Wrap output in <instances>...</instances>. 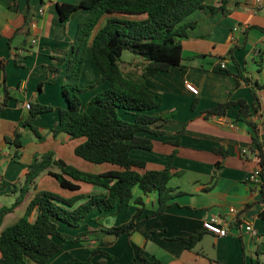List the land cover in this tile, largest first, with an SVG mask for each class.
I'll return each instance as SVG.
<instances>
[{
    "label": "crops",
    "instance_id": "crops-1",
    "mask_svg": "<svg viewBox=\"0 0 264 264\" xmlns=\"http://www.w3.org/2000/svg\"><path fill=\"white\" fill-rule=\"evenodd\" d=\"M79 1L0 0V58L8 60L7 86L11 98L0 124V210L16 202L29 166L36 157L48 152L83 171L99 174L116 169L111 165L94 166L76 157L75 148L83 140L53 133L58 128V109L67 107L62 92L66 66L54 84H46L40 89V84L49 77L53 52L71 53L79 23L88 14L87 10L80 9L72 15L69 23L64 24L60 20L58 5ZM206 3L220 9L214 13L206 8L186 19L196 26L190 30L189 39L183 41L184 61L180 66L152 79H144L142 70L146 62L142 58L122 59L121 67L127 77L144 83L156 93L161 104L156 113L171 115V119L160 128L164 135H150L154 142L153 151L134 150L131 156L146 161L151 170H161L172 164L175 177L170 187L174 199L164 214L147 218L158 207L159 195L143 196L140 190H134L135 198L143 197L145 209L139 219L140 225L131 237L108 236L107 241L90 239L92 234L98 235L129 222L140 208L135 204L119 212L95 210L83 221V226L75 230L61 225L67 240H74L88 228L90 234L84 239L91 240L89 247L110 255H95L93 264H129L141 248L145 249L147 256L166 264H264L263 180L258 184L252 182L251 176L259 168V159L255 155L247 158L254 134L250 124L257 127L264 148V8L256 11L251 4L241 0H207ZM33 24L35 28L31 27ZM237 27L240 31L235 32ZM33 38L37 39L35 45L31 43ZM232 49L236 63L227 58ZM220 58L227 59L221 61ZM222 64H225L224 68ZM237 74L241 75L240 79L236 78ZM3 79L4 72L0 69V83ZM187 82L199 89L198 96L188 91ZM110 86L109 81H100V72L89 47L80 80V87L85 89L80 95L83 105ZM0 100H5L3 90H0ZM229 101H245L249 117L239 119L240 105L230 107L225 116L207 114ZM27 103L56 108L52 113L40 115L33 123L38 128L39 137L23 125L30 113ZM122 116L134 121L130 114L122 113ZM15 130L21 135L24 146L18 150L5 143V138L12 136ZM216 148H224L228 157L217 155ZM56 169L54 167L52 171L57 172ZM47 177L50 176L46 172L37 179L38 190H32L26 202L6 216L0 233L24 215L38 191H48L43 182ZM63 190L59 194L67 198L106 193L100 187L87 184H81L78 192ZM231 209L237 214H229ZM214 216H229L228 237L220 238L211 230L208 223ZM36 217L37 211L32 220ZM248 223L254 226L257 237L245 232L244 226ZM199 235L203 237L192 250L171 240ZM104 242H110L117 251L107 249ZM70 245L66 244L50 264H59L71 257L86 260L90 256L89 250L81 253L78 248H69Z\"/></svg>",
    "mask_w": 264,
    "mask_h": 264
},
{
    "label": "trees",
    "instance_id": "trees-1",
    "mask_svg": "<svg viewBox=\"0 0 264 264\" xmlns=\"http://www.w3.org/2000/svg\"><path fill=\"white\" fill-rule=\"evenodd\" d=\"M206 1L80 0L77 4L58 5L60 20L64 24L69 23L72 15L80 9L87 10L88 14L79 23L71 53L53 52L49 77L45 83L40 84V89L46 84H54L66 66L62 92L67 107L58 109V128L53 133L55 136L64 133L72 139L83 140L75 148L76 157L93 165H111L116 169L97 174L69 165L64 160L57 159L53 152L36 157L29 166L25 184L16 202L0 210V229L6 216L22 206L32 190H38L37 179L43 173L47 172L62 189L70 192H78L81 184H87L100 187L106 193L67 198L50 191H38L29 202L24 215L15 224L1 231L0 264H50L66 244L86 242L83 235L67 240L61 225L80 228L82 222L95 210L110 213L122 211L133 204L140 206L129 222L106 230L116 238L131 237L136 233L145 209L143 197L134 196L136 189L143 196L152 193L159 195L158 207L147 218L166 212L170 201L174 199L170 182L175 177V168L169 164L161 170H151L146 161L134 159L131 153L134 150L153 151L154 142L150 135H164L160 128L171 119V115L160 116L156 113L161 107L156 93L144 83L127 77L121 67L122 57L124 52L129 51L142 58L146 62L142 70L144 79H152L180 66L184 61L183 41L189 39L190 30L196 26L195 23L186 22V19L206 8L214 13L220 9L216 6L209 7ZM105 18L108 19L97 31ZM89 47L100 72V81H109L111 86L83 105L80 95L85 89L80 87V80ZM233 54L234 49L228 53L227 58L235 62ZM7 67L8 60L0 58V69L4 72L0 90L5 94V100H0V124L11 99L7 86ZM236 67L239 69L238 64ZM236 78L240 79L241 75L237 74ZM234 105L241 106L239 119L246 120L249 117V107L245 101L220 104L207 114L225 116L227 110ZM55 109L50 105L31 104L29 117L23 125L39 137L38 128L33 123L40 115L52 113ZM122 113L134 116V121L124 118ZM250 125L254 134L247 158L255 155L259 159L264 203V148L257 127ZM21 139V135L15 130L12 136L5 138V143L7 146H16L18 150L24 147ZM214 152L223 158L228 157L224 148H216ZM54 167L60 172H53ZM217 167L220 168L221 165L218 164ZM35 211L37 217L32 220ZM202 237H175L171 240L192 250ZM98 254L110 257L104 251L93 249L86 260L71 257L59 264H93L92 258ZM129 264L166 263L147 256L145 249L141 248Z\"/></svg>",
    "mask_w": 264,
    "mask_h": 264
},
{
    "label": "built area",
    "instance_id": "built-area-1",
    "mask_svg": "<svg viewBox=\"0 0 264 264\" xmlns=\"http://www.w3.org/2000/svg\"><path fill=\"white\" fill-rule=\"evenodd\" d=\"M243 2L251 4L256 11H259L264 8V0H241ZM32 28H35L34 24L31 26ZM235 32L240 31V28L237 27L234 29ZM32 44L37 43V39L33 38L31 41ZM222 67H225V64H222ZM186 88L188 91H190L192 94L198 96L199 95V89L192 83L187 82ZM26 108L30 110L31 104L27 103ZM245 152V151H244ZM251 180L254 184H258L260 181H262V175L261 170L258 168L252 173ZM229 214H237L235 209H231L229 211ZM209 227L211 230L220 238H225L229 236V228L228 225L230 224L229 216H226L225 218H222L220 216H214L209 221ZM245 232L253 237H257V231L255 230L254 226L251 223L246 224L244 226Z\"/></svg>",
    "mask_w": 264,
    "mask_h": 264
},
{
    "label": "rangeland",
    "instance_id": "rangeland-1",
    "mask_svg": "<svg viewBox=\"0 0 264 264\" xmlns=\"http://www.w3.org/2000/svg\"><path fill=\"white\" fill-rule=\"evenodd\" d=\"M134 55L132 54V53H130L129 51H127V52H124V54H123V57H122V59L124 60V61H128V59H130V58H132ZM124 67V70H126L127 69V67L125 66V65H123ZM138 71H140V70H138ZM95 166V165H94ZM57 170V172H58V169H56ZM47 181H43L44 182V185H45V187H47V189H48V191H50V192H53V193H55V194H58V195H61L62 196V194H59V193H61L62 192V190L63 189H61L60 187L58 188V184L56 183V181L55 180H53L52 178H50V177H47V179H46ZM64 192H69V191H67V190H63ZM62 197H65V196H62ZM83 223V222H82ZM81 226H83V224L81 225ZM70 228V227H69ZM72 229V228H71ZM72 230H75V228H73ZM88 231V228L87 229H84L82 232H80L78 235H83V236H85V237H87L90 233H89V231ZM69 232H66V236H68V237H70L69 236V234H68ZM78 235L77 236H75V239L78 237ZM108 236H110V238L112 237V238H116L114 235H109L107 232H106V230H104V231H102V232H100V233H98V235H96V234H92L91 235V240H95V239H98V238H103V240L104 241H107V239H108ZM84 237V238H85ZM91 240H88V241H86V242H83V243H79V244H71L70 246H69V248H78V250L79 251H81V253H86V251H90V256H91V254H92V251H93V249L92 248H90L89 246H90V244H91ZM104 244V246H106V248L107 249H111L112 248V244L109 242V243H107V242H104L103 243ZM113 249V252H116L117 251V249H116V247H113L112 248ZM89 256V257H90ZM88 257V258H89ZM93 259V258H92ZM29 264H35V263H33V262H29Z\"/></svg>",
    "mask_w": 264,
    "mask_h": 264
}]
</instances>
